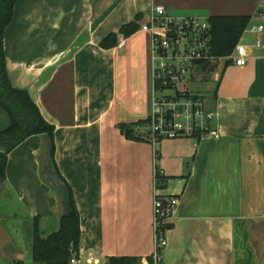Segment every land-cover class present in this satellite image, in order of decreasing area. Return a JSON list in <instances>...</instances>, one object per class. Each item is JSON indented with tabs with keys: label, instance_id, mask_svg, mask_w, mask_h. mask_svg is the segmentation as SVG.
Returning a JSON list of instances; mask_svg holds the SVG:
<instances>
[{
	"label": "crops",
	"instance_id": "0c3cea01",
	"mask_svg": "<svg viewBox=\"0 0 264 264\" xmlns=\"http://www.w3.org/2000/svg\"><path fill=\"white\" fill-rule=\"evenodd\" d=\"M153 4L178 18L251 15L248 27L264 25V0H17L6 29L12 84L27 90L55 126L51 165L72 188L79 249L100 260L134 256L146 264L160 171V193L180 198L164 264H264V30L240 39L249 46L246 65L222 58L221 73L209 80L208 125L220 137L155 145L145 123L156 94L151 35L140 28L129 37L119 33L137 15L140 26L149 21ZM112 32L118 44L103 48ZM10 122L0 108V131ZM122 123L143 140L129 139ZM49 144L47 135H32L8 156L5 192L21 213L0 215V257L24 251L26 221L37 218L43 235L59 229L62 199L44 173Z\"/></svg>",
	"mask_w": 264,
	"mask_h": 264
},
{
	"label": "built area",
	"instance_id": "2783aa9c",
	"mask_svg": "<svg viewBox=\"0 0 264 264\" xmlns=\"http://www.w3.org/2000/svg\"><path fill=\"white\" fill-rule=\"evenodd\" d=\"M140 29L151 35L152 69L154 75V110L150 117V137L154 144L162 138L192 137L199 139L210 135L219 138L217 130L208 122L214 113L206 109L201 98L190 94L191 77L199 70L201 63H220L222 58L211 54V23L209 18L183 17L171 15L165 5L153 4L149 21ZM264 25L249 26L245 32L260 33ZM260 38L254 45L260 47ZM249 46L239 42L231 55L225 57L236 66L247 64ZM165 90L168 92L165 93ZM170 91L180 98L167 99ZM174 97V95H173ZM172 97V98H173ZM160 171L156 172V192L154 197V250L146 264H164L163 251L168 245L167 233L171 218L180 202L179 195L161 194ZM158 183V184H157ZM108 260L104 264H107ZM68 264H102L96 255L85 256L78 249L71 248Z\"/></svg>",
	"mask_w": 264,
	"mask_h": 264
},
{
	"label": "trees",
	"instance_id": "16d2710c",
	"mask_svg": "<svg viewBox=\"0 0 264 264\" xmlns=\"http://www.w3.org/2000/svg\"><path fill=\"white\" fill-rule=\"evenodd\" d=\"M17 0H0V108L10 117V125L0 131V186L6 184V167L9 154L28 137L36 134L47 135L50 140L51 156L54 157L55 126L43 117L35 101L25 89L15 87L9 77L4 46L5 33L14 17ZM141 15L135 20L122 25L119 33L131 36L140 28ZM211 23V54L219 59L232 54L252 20L251 15H217L209 17ZM118 44V33L112 32L101 41L103 48H113ZM218 63L199 64L203 73H213ZM230 64L227 61L226 65ZM150 118L145 123L150 125ZM120 129L129 139L143 140L136 135L132 125L122 123ZM62 183L66 187L67 213L60 218L59 229L43 235L39 229L37 218L33 220L32 258L42 264H68L71 248L79 249L81 238V218L68 182L57 170ZM160 181L166 177L159 175ZM172 224H169L171 228ZM141 258L134 256H112L107 264H140ZM14 264H24L18 260Z\"/></svg>",
	"mask_w": 264,
	"mask_h": 264
},
{
	"label": "rangeland",
	"instance_id": "374dc122",
	"mask_svg": "<svg viewBox=\"0 0 264 264\" xmlns=\"http://www.w3.org/2000/svg\"><path fill=\"white\" fill-rule=\"evenodd\" d=\"M244 35L247 38H252V34L250 32H245ZM219 64V63H218ZM217 64V65H218ZM219 66V65H218ZM215 72L221 73V68H217ZM214 73H203L201 71H195L194 75L191 77V89L189 90L190 94H192L196 98H201L205 105H206V98H209L212 96L214 91V84L212 82H209L213 77ZM168 91L165 90V93ZM170 95L167 99H176L180 98L179 94L176 95L175 92L170 91ZM174 95V97H173ZM173 97V98H172ZM20 205L16 203V201L11 197L10 194L5 192V187L0 189V215L2 214L3 217H7V219L10 218L12 213H21L20 211ZM13 219V218H11ZM24 247V246H23ZM12 249L13 247L10 246ZM23 252H17L13 250H10L7 257H0L1 264H14L16 261L21 260L24 264H42L39 262H36L33 260L32 257L27 256V248L26 246L22 248ZM6 252V251H5ZM102 264L106 262V259H101Z\"/></svg>",
	"mask_w": 264,
	"mask_h": 264
},
{
	"label": "water",
	"instance_id": "95a60500",
	"mask_svg": "<svg viewBox=\"0 0 264 264\" xmlns=\"http://www.w3.org/2000/svg\"><path fill=\"white\" fill-rule=\"evenodd\" d=\"M51 146L49 144L48 148V157H47V162H46V169H45V177L51 183L53 186L58 190L60 197L62 199V204L64 208V213L65 215L67 213L68 209V204L66 201V187L62 183L60 176L56 170L53 169L51 165ZM5 186H0V189H2ZM26 228H27V242H26V248H27V256L32 257V235H33V224L29 221L24 222ZM1 263V262H0Z\"/></svg>",
	"mask_w": 264,
	"mask_h": 264
},
{
	"label": "flooded vegetation",
	"instance_id": "af4514ba",
	"mask_svg": "<svg viewBox=\"0 0 264 264\" xmlns=\"http://www.w3.org/2000/svg\"><path fill=\"white\" fill-rule=\"evenodd\" d=\"M33 236V235H32Z\"/></svg>",
	"mask_w": 264,
	"mask_h": 264
}]
</instances>
